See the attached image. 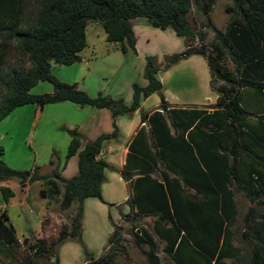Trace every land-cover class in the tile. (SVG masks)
<instances>
[{
  "label": "trees",
  "instance_id": "16d2710c",
  "mask_svg": "<svg viewBox=\"0 0 264 264\" xmlns=\"http://www.w3.org/2000/svg\"><path fill=\"white\" fill-rule=\"evenodd\" d=\"M218 0H203L200 6L212 26L210 13ZM196 0H0V122L15 108L26 104L43 107L49 103L71 101L80 106L108 108L112 112L114 131L103 134L82 147L77 129L66 128L71 136L66 159L78 155V173L65 179L59 172L41 175L37 168L17 170L3 159L0 144V182L16 178L27 181L48 178L51 198L62 195L60 207L68 209L76 202L70 226L49 242L36 239L29 245L37 255L54 258L60 264L58 248L67 240L82 242L84 201L102 195L105 170L116 168L97 156L105 143L115 138V118L140 108L141 99L158 92L160 107L153 113H141L148 125L139 128L129 145L126 163L117 170L132 190L125 202L128 213L121 217L136 228L138 218L154 217L153 229L164 242L163 252L174 264H264V156H256L246 141L249 117L241 91L251 88L264 91V0H232L226 6L230 18L225 30L214 29L210 46L206 34L195 32L188 14ZM146 18L155 28L172 29L184 39L185 49L166 57L164 69L191 55L205 58L211 76V88L218 95L210 107L171 105L157 77L159 66L147 56L144 76L146 86L135 83L133 102L99 94L90 96L75 83L59 79L53 65H70L81 61L80 52L87 46V29L100 24L107 41L119 43L123 52H137L133 20ZM198 39L202 45L196 47ZM26 57L24 66L4 70L13 48ZM230 60L234 67L226 62ZM41 81L52 83L51 93L34 94L31 89ZM209 108L211 110H209ZM263 120V116H257ZM174 129V132L172 131ZM252 131V127L250 129ZM245 154V156L242 155ZM155 175V176H154ZM242 192L254 206L244 216V231L236 245L235 231L238 205L235 195ZM5 202L14 195L1 186ZM104 254L96 257L84 246L85 264H114L124 252V237L114 223ZM0 240L19 245L8 215L0 211ZM135 242L149 264H163L158 242L150 231L141 228ZM148 245V249L143 246Z\"/></svg>",
  "mask_w": 264,
  "mask_h": 264
},
{
  "label": "crops",
  "instance_id": "0c3cea01",
  "mask_svg": "<svg viewBox=\"0 0 264 264\" xmlns=\"http://www.w3.org/2000/svg\"><path fill=\"white\" fill-rule=\"evenodd\" d=\"M132 23L136 37V53L132 50L123 52L119 43L107 41V33L100 24H90L87 29V46L80 52L81 61L70 65H53L52 69L55 66L58 67L53 73L64 82L77 84L80 89L85 90L92 97L103 94L115 99L121 98L127 105H130L133 102L134 84L137 83L140 86H146L148 84L145 76L138 83L132 74L133 70L137 68L136 65L141 64L143 57L141 48L149 46L152 41L149 34L152 32L150 29L151 26L146 18H136ZM163 31L168 33V35L171 33L169 29H166L162 30V35ZM148 53L146 51L144 57V71ZM197 56L199 55L194 54L187 59H196ZM159 68L157 77L163 83L160 75L162 69L160 66ZM121 71L126 76L119 79V73ZM42 82L38 83L39 87L37 86L38 88L35 90V94L53 92L54 87L51 85L52 83L40 84ZM209 85L211 87V76ZM123 91L126 92L125 95L122 93ZM158 95L159 93L155 92L148 97L142 98L139 109L132 113L120 114L115 118L118 134L115 138L105 143L102 151L104 155L101 159H104L110 166L117 170L123 168L129 152V145L139 128L143 125L148 128V125L141 120V113L148 112L151 114L159 109L161 100L160 95ZM154 97L156 98L155 105L150 106L149 103ZM217 98L218 95L216 93L212 100L209 99L201 103L191 101L171 102L169 100L168 102L173 106L203 107L202 105L215 104ZM241 99L243 106L247 110L257 116L264 115V91L259 92L251 88L243 89L241 91ZM209 110L211 109L209 108ZM14 111H16L14 117L16 122L14 126L8 127L5 134H1L0 132V144L5 149L2 157L14 169L33 171L37 168V173L41 175L52 174L56 171L63 178L70 179L78 173V155H73L66 159L67 150L71 141V136L66 128L77 129L79 131L82 147L103 134L112 133L115 129L112 112L108 108H95L88 105L80 106L71 101L49 103L43 107L37 104H26L15 108L11 112L13 113ZM10 113L2 120L9 119L7 120V125H10L11 119H13ZM8 116L11 118H7ZM257 116L249 117L250 128L246 127L243 129L249 131V134L253 133L247 136L246 141L249 145L253 144L252 151L254 154L261 157L264 156V119L260 120ZM19 126L25 128V132L22 133L21 141L19 142L21 145H18L17 149H13L8 154L9 146H13L14 141H19L17 140ZM251 127L253 132H250ZM172 131L174 132V129ZM28 146L29 148L31 147L30 152L27 148ZM242 155L246 157L245 154L242 153ZM117 170L111 168L105 170L102 195L108 203L118 205V207L124 205L127 208L125 213H128L130 207L125 202L132 193V190L129 182L125 181ZM117 185L121 188L118 191ZM1 186H7L14 192V195L8 202H5L3 199ZM37 186L46 189L44 195L40 197L36 196L35 187ZM50 187L48 178L27 181L24 187L20 186V182L16 178L0 182V211L8 215L9 223L13 226L19 242L18 246L12 247L11 245L2 243L0 240V264L32 263L27 261V256L24 255V252L27 250L25 245L27 243L30 245L34 237L36 239L43 238L44 232L49 231L48 227L50 226L46 222L49 219L52 202L55 199V197L51 198L49 196ZM238 193L239 195H235L238 205L236 224L239 220L242 222L240 228L241 233L244 231V216L249 208L254 206V202H251L242 192ZM239 197L242 198L243 203L246 205V210L240 207L241 203L239 204L238 202ZM94 199L100 201L96 197H89L84 201L83 232L85 231L84 223L86 221L88 207L99 203ZM27 207H30L31 212L33 211V214L38 216L37 222L31 218L30 213L27 214L25 212V208ZM236 224L233 226V229L235 232H238L236 230ZM234 243L239 245L240 241L235 239ZM226 261L232 264L231 259H226Z\"/></svg>",
  "mask_w": 264,
  "mask_h": 264
},
{
  "label": "rangeland",
  "instance_id": "374dc122",
  "mask_svg": "<svg viewBox=\"0 0 264 264\" xmlns=\"http://www.w3.org/2000/svg\"><path fill=\"white\" fill-rule=\"evenodd\" d=\"M197 3H193L192 9L188 14L189 24L195 32L203 31L206 34V39L204 44L209 47L210 43L214 37V29L215 27L217 30H225L226 24L230 18V15L226 12V6L232 2V0H218L216 5L214 6L213 10L210 13V20L212 22V26L207 25V18L202 13L200 6L203 4V0H196ZM95 24V23H91ZM150 37L152 39L149 46H145L141 48L142 52V61L141 64L136 65V70H133L132 76L137 79L138 83H140V79L144 77V62H145V53L148 51V56H153L155 62L158 66L161 67L160 75L163 79L164 89L163 93L165 94L167 100L171 102H180V101H191V102H204L209 99H213L216 93L212 91L209 80L210 74L207 62L205 58L201 55L197 56L196 59H182L179 62L173 64L167 69H164L163 66L166 63V57L180 53L185 49V42L183 38L177 37L172 29H169L171 32L169 35L168 33L163 31V35L161 34L162 30L153 27L150 25ZM193 45L199 47L202 45V42L196 39L193 42ZM227 66L233 68L234 65L230 60L226 62ZM24 66L25 68H30L31 63L26 58L19 54L13 45L11 53L8 57L7 65L5 66L4 70H8L12 67H20ZM58 67H54L52 72H55ZM123 76H126L122 71L119 73V79H122ZM40 84H51L48 81H43ZM52 85V84H51ZM39 87V84L35 85L31 92L35 94V90ZM4 89L0 86V102L2 96L4 94ZM125 95V91L122 92ZM159 96V95H158ZM156 98L154 97L152 101H150L149 105H155ZM203 107H210L212 105H202ZM13 117L11 119L10 125H7V120L5 119L0 123V132L6 133V129L8 127H13L14 123L16 122L14 117L16 111L10 113ZM11 118V117H7ZM25 132V128L19 126V130L17 131V140L14 141L13 146H9L8 154L11 153L13 149H17L18 145L20 146L21 143V135ZM16 144V145H15ZM29 152L30 148L27 147ZM20 182V181H19ZM21 187H24L21 185ZM36 189V196L40 197L44 195L46 189L41 186L35 187ZM45 189V190H44ZM121 188L117 185V191ZM125 191V189H124ZM239 195V193H237ZM237 195V196H238ZM62 195L55 197L52 202L51 213L49 215V219L47 220V225L49 231L44 232V237L49 242L56 240L59 234L62 233L63 230L70 226V222L72 219V215L76 212L77 203L74 202L70 208L62 209L60 207V200ZM239 199L240 207L243 210H246V205L243 203L242 198ZM97 200V199H94ZM98 201V200H97ZM96 205H90L88 207L86 221L84 223L85 231L82 235V242L75 241V240H67L58 248V257L60 259L61 264H83L86 261V255L84 253V246L85 248L93 253L96 257L103 255L104 248L107 247L109 236L113 231V225L110 220L111 219L114 223H116L122 232L124 237L123 245H124V252H120L116 255V260L114 264H149L146 258V255L143 253V250L137 246L135 242V234L139 232L141 228H145L152 233L156 241L158 242L159 246V255L161 256L163 264H174L173 261L169 258V256L162 251L164 246V242L159 239L157 234L153 229L154 217L152 216H145L138 218L136 221V228H134L131 223L125 221L121 217V213H125L127 208L124 205H110L107 203H103L98 201ZM112 204V203H111ZM25 212L27 214L30 213L31 218L37 222L38 216L31 212L30 207L25 208ZM245 212V211H244ZM33 214V215H32ZM242 222L239 220L236 224L235 232V239L239 241L240 237V228ZM36 238H32V242H34ZM31 242V243H32ZM83 243V244H82ZM26 252L24 255L27 256V261H30L31 264H54V258L46 255H37L35 252L36 250H30L28 243L25 245ZM144 249H148V245L143 246Z\"/></svg>",
  "mask_w": 264,
  "mask_h": 264
},
{
  "label": "built area",
  "instance_id": "2783aa9c",
  "mask_svg": "<svg viewBox=\"0 0 264 264\" xmlns=\"http://www.w3.org/2000/svg\"><path fill=\"white\" fill-rule=\"evenodd\" d=\"M103 155H104V154H103V152L101 151L97 157H98V158H101V157H103Z\"/></svg>",
  "mask_w": 264,
  "mask_h": 264
}]
</instances>
